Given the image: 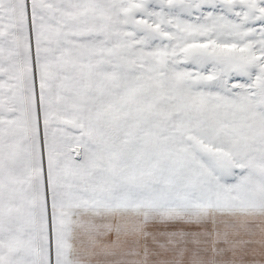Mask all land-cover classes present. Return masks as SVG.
Masks as SVG:
<instances>
[{
	"label": "snow or ice",
	"instance_id": "obj_1",
	"mask_svg": "<svg viewBox=\"0 0 264 264\" xmlns=\"http://www.w3.org/2000/svg\"><path fill=\"white\" fill-rule=\"evenodd\" d=\"M0 264H264V0H0Z\"/></svg>",
	"mask_w": 264,
	"mask_h": 264
}]
</instances>
